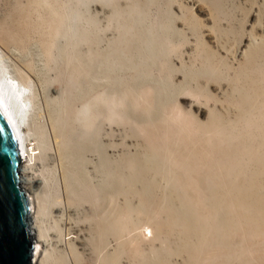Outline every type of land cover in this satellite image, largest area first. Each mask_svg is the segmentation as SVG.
I'll return each mask as SVG.
<instances>
[{
	"label": "rangeland",
	"instance_id": "1",
	"mask_svg": "<svg viewBox=\"0 0 264 264\" xmlns=\"http://www.w3.org/2000/svg\"><path fill=\"white\" fill-rule=\"evenodd\" d=\"M0 51L32 264H264V0H0Z\"/></svg>",
	"mask_w": 264,
	"mask_h": 264
},
{
	"label": "water",
	"instance_id": "2",
	"mask_svg": "<svg viewBox=\"0 0 264 264\" xmlns=\"http://www.w3.org/2000/svg\"><path fill=\"white\" fill-rule=\"evenodd\" d=\"M20 162L16 137L0 110V264H32L34 255L30 206L18 173Z\"/></svg>",
	"mask_w": 264,
	"mask_h": 264
},
{
	"label": "bare ground",
	"instance_id": "3",
	"mask_svg": "<svg viewBox=\"0 0 264 264\" xmlns=\"http://www.w3.org/2000/svg\"><path fill=\"white\" fill-rule=\"evenodd\" d=\"M3 58H4V54L0 51V110L4 114L6 120L8 121V123H9L15 137H16L18 147H19V151H20V157H21L20 163L22 164V162H26V165H32V163L30 162V161H32V153H31V150L30 149L28 150V148H27L26 138H25V136L23 134V130L21 128V126H22L21 125V119H22L21 117L24 116V114L22 112V110L24 111V109L22 108L23 104H21L22 106H20L17 99L19 100V99L23 98V99H25V103H27L26 101L31 103L32 99L30 97L31 96L33 97L34 94L32 93L31 95L26 96L25 95V94H27L26 90L29 88V86H27L26 84L23 83L22 84L23 86L20 90L18 83L13 82L12 78H7L5 76L6 74L4 72H2L3 69H1V67L4 66V65H1ZM14 91L18 92L17 97H16V92H14ZM37 92H38V95L41 96L39 89ZM43 104H44V107L45 106L47 107V101L46 100H43ZM24 105H27V104H24ZM31 106H32V104H31ZM49 121H51V120H49ZM51 122H52L51 127H50L51 132L50 131L49 132L51 133V135H50L51 136V150H52V152L55 156L56 162H57L56 171H57V173L62 174L61 175L62 186H64V188H67V182L69 181V178L64 177V174H63L64 168L66 170H68V168L66 167L67 162H65V161H68V162L70 161V163H71V162H73V160L75 161L76 159H80L82 157L83 151H85V148L81 144V142L80 143L77 142L76 140L73 139V137L70 134H68L66 131H64L55 120L51 121ZM62 138H66V140H63ZM64 142H65V144H64ZM20 169H21V167H19L18 173H19V178H20V186L23 189L22 185H24V186L25 185H32V182H31V180L28 179V177H29L28 173L21 180ZM25 170L27 172V168ZM30 170H31V168H30ZM65 178H66V180H65ZM21 181H22V183H21ZM25 190L23 189L24 193L27 196L28 203L30 206V213L28 216V225H29V229L32 233V236L34 238L35 232L32 231V230H34V228L30 224L31 223L30 216H31V213H33L35 211V204H34V200L31 198V196H28V194L25 192ZM36 221H37V224H36L35 228L40 231V237H43L44 232L42 231V227H41L42 223L40 222L39 218H37ZM40 249H41V246L39 244V240L35 243V238H34V255H33V258L34 257L37 258V256L40 254ZM33 262H34V259H33Z\"/></svg>",
	"mask_w": 264,
	"mask_h": 264
},
{
	"label": "clouds",
	"instance_id": "4",
	"mask_svg": "<svg viewBox=\"0 0 264 264\" xmlns=\"http://www.w3.org/2000/svg\"><path fill=\"white\" fill-rule=\"evenodd\" d=\"M32 262H33V260H32Z\"/></svg>",
	"mask_w": 264,
	"mask_h": 264
}]
</instances>
